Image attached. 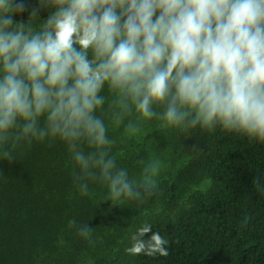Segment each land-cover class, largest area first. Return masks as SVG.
Instances as JSON below:
<instances>
[{
  "label": "clouds",
  "instance_id": "9594fccd",
  "mask_svg": "<svg viewBox=\"0 0 264 264\" xmlns=\"http://www.w3.org/2000/svg\"><path fill=\"white\" fill-rule=\"evenodd\" d=\"M152 120L264 143V0H0L4 159L21 141L59 138L79 166L81 194L100 180L114 200L140 199L156 192L162 162L130 179L109 155V124L135 136ZM78 233L93 243L89 225ZM132 240L130 254L168 255L150 224Z\"/></svg>",
  "mask_w": 264,
  "mask_h": 264
},
{
  "label": "trees",
  "instance_id": "16d2710c",
  "mask_svg": "<svg viewBox=\"0 0 264 264\" xmlns=\"http://www.w3.org/2000/svg\"><path fill=\"white\" fill-rule=\"evenodd\" d=\"M153 121L140 122L135 136L109 124L116 141L109 155L130 179L138 167L135 147ZM164 128L163 134L181 133ZM193 139L197 155L176 177L206 180L204 186L183 198L171 183L163 194L157 187L151 196L142 191L140 199L119 200L100 180H89L87 195L81 194L73 178L79 166L66 142L21 141L13 161L0 155V264H264V143L220 126H198ZM82 148L94 151L86 143ZM85 224L93 243L78 233ZM145 224L167 240V256L126 251Z\"/></svg>",
  "mask_w": 264,
  "mask_h": 264
},
{
  "label": "rangeland",
  "instance_id": "374dc122",
  "mask_svg": "<svg viewBox=\"0 0 264 264\" xmlns=\"http://www.w3.org/2000/svg\"><path fill=\"white\" fill-rule=\"evenodd\" d=\"M196 128L181 129V133L173 130V133L176 132L175 135L167 129L163 134L165 128L161 127L159 121L154 120L143 133L142 137L145 138L140 141L142 145L136 146L133 153V162L138 165L135 180L141 181L143 168L150 161L159 159L162 162L161 168L154 179L157 181V187L162 190V194L168 185H176L178 198H183L190 189L204 186L206 180H179L176 177L188 160L197 155L195 153L197 145L193 139L196 135Z\"/></svg>",
  "mask_w": 264,
  "mask_h": 264
}]
</instances>
